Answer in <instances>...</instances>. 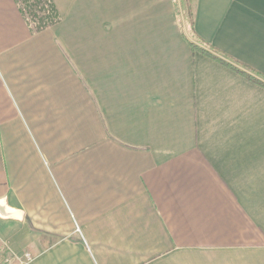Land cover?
<instances>
[{
	"label": "crops",
	"instance_id": "1",
	"mask_svg": "<svg viewBox=\"0 0 264 264\" xmlns=\"http://www.w3.org/2000/svg\"><path fill=\"white\" fill-rule=\"evenodd\" d=\"M0 0V259L264 264V0Z\"/></svg>",
	"mask_w": 264,
	"mask_h": 264
},
{
	"label": "trees",
	"instance_id": "2",
	"mask_svg": "<svg viewBox=\"0 0 264 264\" xmlns=\"http://www.w3.org/2000/svg\"><path fill=\"white\" fill-rule=\"evenodd\" d=\"M21 14L25 18V21L31 28L33 32L42 31L48 27H51L59 22V15L52 4L51 0H15ZM181 1V11L183 15L190 14V4L185 5V3H192V0H180ZM186 1V2H185ZM187 10V11H186ZM186 13V14H185ZM190 45L193 49L204 53L205 55L217 60L218 62L226 65L236 71L237 73L243 75L246 79L264 87V82L258 78V75L251 72L245 67L243 69L238 68L239 65L233 63L228 57L222 55L214 49L205 50L202 47L204 45L196 40L191 41Z\"/></svg>",
	"mask_w": 264,
	"mask_h": 264
},
{
	"label": "water",
	"instance_id": "3",
	"mask_svg": "<svg viewBox=\"0 0 264 264\" xmlns=\"http://www.w3.org/2000/svg\"><path fill=\"white\" fill-rule=\"evenodd\" d=\"M22 213L10 209L4 200L0 201V219H20Z\"/></svg>",
	"mask_w": 264,
	"mask_h": 264
},
{
	"label": "built area",
	"instance_id": "4",
	"mask_svg": "<svg viewBox=\"0 0 264 264\" xmlns=\"http://www.w3.org/2000/svg\"><path fill=\"white\" fill-rule=\"evenodd\" d=\"M33 261V257L30 253H24L22 256L16 258L4 257L0 259V264H30Z\"/></svg>",
	"mask_w": 264,
	"mask_h": 264
},
{
	"label": "rangeland",
	"instance_id": "5",
	"mask_svg": "<svg viewBox=\"0 0 264 264\" xmlns=\"http://www.w3.org/2000/svg\"><path fill=\"white\" fill-rule=\"evenodd\" d=\"M186 2V1H185ZM188 4H190L189 6H190V14H188V15H185L186 16V19L188 20V22H190V19H191V11H192V3L190 2V3H185V5H188ZM187 11V10H186ZM186 14V13H185Z\"/></svg>",
	"mask_w": 264,
	"mask_h": 264
}]
</instances>
